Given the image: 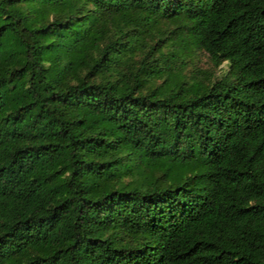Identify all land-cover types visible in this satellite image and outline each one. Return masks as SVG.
Listing matches in <instances>:
<instances>
[{
	"label": "trees",
	"instance_id": "trees-1",
	"mask_svg": "<svg viewBox=\"0 0 264 264\" xmlns=\"http://www.w3.org/2000/svg\"><path fill=\"white\" fill-rule=\"evenodd\" d=\"M0 264H264V0H0Z\"/></svg>",
	"mask_w": 264,
	"mask_h": 264
},
{
	"label": "rangeland",
	"instance_id": "rangeland-1",
	"mask_svg": "<svg viewBox=\"0 0 264 264\" xmlns=\"http://www.w3.org/2000/svg\"><path fill=\"white\" fill-rule=\"evenodd\" d=\"M183 60L184 64L180 65L179 68L190 80L199 82L214 81L220 79L228 71L226 63L214 67L208 56L201 51H196L194 54L184 57Z\"/></svg>",
	"mask_w": 264,
	"mask_h": 264
}]
</instances>
